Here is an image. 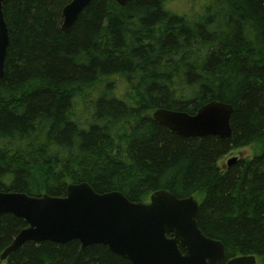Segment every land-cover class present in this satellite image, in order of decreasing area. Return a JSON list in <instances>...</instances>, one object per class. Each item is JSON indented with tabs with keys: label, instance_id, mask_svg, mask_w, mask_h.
I'll use <instances>...</instances> for the list:
<instances>
[{
	"label": "trees",
	"instance_id": "trees-1",
	"mask_svg": "<svg viewBox=\"0 0 264 264\" xmlns=\"http://www.w3.org/2000/svg\"><path fill=\"white\" fill-rule=\"evenodd\" d=\"M8 0L0 82V191L63 196L70 183L145 202L199 199L198 224L225 258L264 264V0ZM184 1L186 10L173 8ZM200 4V7L198 6ZM231 104L232 136L183 137L152 118ZM250 157L220 165L235 149ZM27 224L0 214V254ZM172 235V234H170ZM258 260L260 263H258ZM5 264H132L107 245L26 241Z\"/></svg>",
	"mask_w": 264,
	"mask_h": 264
},
{
	"label": "water",
	"instance_id": "water-1",
	"mask_svg": "<svg viewBox=\"0 0 264 264\" xmlns=\"http://www.w3.org/2000/svg\"><path fill=\"white\" fill-rule=\"evenodd\" d=\"M6 1L0 0V82L10 44ZM90 1L71 0L63 8L64 32L72 29ZM117 1L124 5L129 0ZM232 114L231 104L212 100L194 114L158 109L153 118L183 137L226 139L232 136ZM236 159H230L229 164ZM199 208L193 195L178 198L158 190L149 202H132L117 191L99 193L86 182L69 184L63 196L0 191V214L11 213L27 224L0 258L6 259L26 241L67 243L77 239L83 247L107 245L132 264H256L255 255H239L223 262L224 244L203 234L198 224Z\"/></svg>",
	"mask_w": 264,
	"mask_h": 264
},
{
	"label": "rangeland",
	"instance_id": "rangeland-1",
	"mask_svg": "<svg viewBox=\"0 0 264 264\" xmlns=\"http://www.w3.org/2000/svg\"><path fill=\"white\" fill-rule=\"evenodd\" d=\"M198 6L200 7V4H198ZM182 8L184 10H186V4L184 1H179L177 4H175L173 6V8ZM254 152H256V147H243L240 149H235V151H233L231 154L226 155L225 157H223L221 160H219L220 165L221 166H225L226 165V161L229 159V157L231 156H235V155H242L243 157L247 156L250 157L254 154ZM258 263H260V261L258 260ZM0 264H5L4 260L0 259Z\"/></svg>",
	"mask_w": 264,
	"mask_h": 264
},
{
	"label": "bare ground",
	"instance_id": "bare-ground-1",
	"mask_svg": "<svg viewBox=\"0 0 264 264\" xmlns=\"http://www.w3.org/2000/svg\"><path fill=\"white\" fill-rule=\"evenodd\" d=\"M116 1H117V0H116ZM68 3H69V2H68ZM68 3H67V4H68ZM117 3L120 4L118 1H117ZM67 4H66V5H67ZM66 5H65V6H66ZM120 5H122V4H120ZM124 5H125V4H124ZM65 6H64V7H65ZM81 11H82V10H81ZM62 16H63V10H62ZM63 21H64V17H63ZM62 24H63V22H62ZM61 29H62V25H61ZM158 109H166V108H157V109H155V110L152 112V118H153V113H154L156 110H158ZM170 110H171V109H170ZM173 111H177V110H173ZM180 112H187V111H180ZM153 119H154V118H153ZM154 120H155V119H154ZM157 122H158V121H157ZM158 123H159V122H158ZM161 125H162V124H161ZM163 126H164V125H163ZM165 127H166V126H165ZM233 157H236V158H237V156H231V157H229V159L226 161V163H227L228 165H230V164H229V160L232 159ZM235 161H236V160H235ZM232 163H233V162H232ZM80 183H81V182H80ZM86 183H87V182H86ZM70 184H71V183H70ZM68 185H69V184H68ZM68 185H67V186H68ZM66 189H67V188H66ZM160 190H164V189H160ZM157 191H158V190H157ZM1 192H16V191H1ZM65 192H66V191H65ZM108 192H111V191H108ZM117 192H120V191H117ZM154 192H156V191H154ZM154 192H153V193H154ZM99 193H100V192H99ZM101 193H105V192H101ZM120 193H121V192H120ZM153 193H152V194H153ZM122 194H123V193H122ZM152 194H151V195H152ZM123 195H124V194H123ZM151 195H150V196H151ZM39 196H40V195H39ZM124 196H125V195H124ZM125 197H126V196H125ZM126 198H127V197H126ZM149 198H150V197H149ZM127 199H128V198H127ZM128 200H129V199H128ZM130 201H131V200H130ZM132 202H142V201H132ZM145 202H146V201H145ZM145 202H143V203H145ZM21 230H22V229H21ZM21 230H20V231H21ZM20 231H19V232H20ZM19 232H18V233H19ZM18 233H17V234H18ZM17 234H16V235H17ZM16 235H15V236H16ZM15 236H14V238H15ZM14 238H13V239H14ZM13 239H12V241H13ZM12 241H11V243H12ZM11 243H10V244H11ZM10 244H9V245H10ZM9 245H8V246H9ZM8 246H7V247H8ZM7 247H6V248H7ZM6 248H5V249H6ZM18 248H19V247H18ZM18 248H17V249H18ZM5 249H4V250H5ZM4 250H3V251H4ZM3 251H2V252H3ZM2 252H1V254H2ZM13 252H14V251H13ZM1 254H0V256H1ZM238 256H239V255H238ZM234 257H235V256H234ZM231 258H233V257H231ZM0 259H1V258H0ZM1 260H2V259H1ZM3 260H5V259H3Z\"/></svg>",
	"mask_w": 264,
	"mask_h": 264
},
{
	"label": "flooded vegetation",
	"instance_id": "flooded-vegetation-1",
	"mask_svg": "<svg viewBox=\"0 0 264 264\" xmlns=\"http://www.w3.org/2000/svg\"><path fill=\"white\" fill-rule=\"evenodd\" d=\"M178 198H184V197H178ZM147 201H148V200H147ZM147 201H146V202H147Z\"/></svg>",
	"mask_w": 264,
	"mask_h": 264
}]
</instances>
